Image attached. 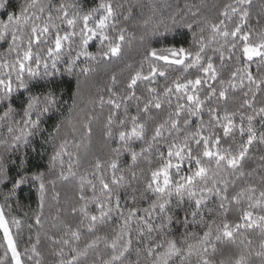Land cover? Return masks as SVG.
Returning a JSON list of instances; mask_svg holds the SVG:
<instances>
[{
    "label": "snow or ice",
    "instance_id": "obj_1",
    "mask_svg": "<svg viewBox=\"0 0 264 264\" xmlns=\"http://www.w3.org/2000/svg\"><path fill=\"white\" fill-rule=\"evenodd\" d=\"M251 5L252 0H233V3L224 6L220 13L222 17L231 20L233 16H239V22L231 30L225 24V19H220L218 23L204 21L211 34L205 40L203 35L197 36L195 31L192 32V41L198 45L195 51L175 45L151 47L146 50L140 67L130 75L127 91L123 95L108 89L111 96L107 103L114 109H120L126 101L135 100L137 111L135 115H130L128 105L124 103L123 118H118L116 111L108 115L105 135L112 139L115 126V136L118 137V147L112 149L115 156L107 162L95 160L92 175L98 181L99 188L93 179L80 177L79 201L82 203L78 207L73 205L71 212L79 213L81 219L75 229L65 225L67 231L64 237L58 240L50 237L54 244L60 245L53 253L57 257L55 264H86L90 253L96 257L92 264H215L212 255L217 252V243L225 239L235 242L238 236H243L248 230H259L260 251L255 255L264 262V189L256 196V187L249 184L229 196V184L235 185V180L230 178L245 175L244 161L254 141L264 144V132L257 137L253 126L257 116L264 126V107L256 109L253 102L245 98L239 108L233 111L208 106V119H204L206 104L210 105L211 99L217 94L220 99L227 100L228 88H243L247 80L248 91L244 96L251 94L254 100L256 92L264 84V77L257 80L253 76L249 63L258 58L257 70L264 69V28L259 31L251 28L243 30L250 16ZM10 8L12 0H0V10H3L2 16L5 18L0 19V45H6V49L0 52V122L9 121L7 133L11 147L18 149L21 145L28 146L30 137L42 133V118L59 108L62 99L58 95L60 84L53 78L61 72L58 64L65 45L69 49V58L65 62L64 72L72 75L81 57L95 60L97 56H119L127 28L118 26V13L111 0H100L94 7L86 6L84 0H60L59 3H54V0H25L18 12L9 11ZM189 11L196 17L199 9L191 11L190 8ZM130 15L131 9L123 19L127 21ZM178 15L168 18L172 28L182 26L191 31L193 24L184 22L182 16L178 19ZM143 23L148 25L150 20H144ZM160 24H164V33L161 35L172 30L163 20ZM62 25H66V28H62ZM205 27L199 29L200 33L205 31ZM96 40L99 41L98 51H89L90 43ZM73 43H76L78 49L75 55H72ZM213 44L218 47H212ZM210 47L214 54H219L220 67L225 66V49L230 53L228 59H232L231 53L239 47L241 56L235 59L238 64L241 58L244 61L242 66L231 72L230 79L219 80V91L209 83L217 81L219 77L213 56L206 51ZM145 64L147 74L144 73ZM173 67L179 71L178 75H171L170 69ZM88 71V67L81 68L83 73ZM192 72L196 74L192 76ZM158 78H162L164 83L158 87L152 86ZM112 81L116 83L115 76ZM138 82L148 83L147 97L137 95ZM252 85H255V89ZM173 96L177 101L174 107ZM17 100L20 101L19 109L15 106ZM99 103H105L103 97H100ZM165 104L169 107L166 117L154 124L150 139H146V123L142 122V114L155 120L150 115L151 110L161 111ZM245 107L251 108L252 113L246 115L240 111ZM18 113L22 115L17 120L15 117ZM60 129L61 123H57L53 133L58 135ZM218 129L222 130L223 137L218 134ZM237 131L241 137L239 143L235 140ZM88 134H91L90 127ZM245 134L246 140L243 139ZM230 136L236 143L235 150L221 144L223 138ZM49 139H54V136L50 134ZM134 141H144L139 151L133 147ZM160 141L164 142V150L157 147ZM0 143L8 144L9 141L0 140ZM68 145L67 138L61 139L49 159L50 170L57 163L60 164L59 179L62 180L76 175L73 171V154L67 150ZM122 149L131 159V164L126 168L119 167ZM153 150L157 164L152 167V160L148 159L150 175L144 183L143 191H140L132 187V181L137 179L133 169L139 158L146 153L152 154ZM64 156L69 157L67 174L63 170ZM260 159L264 161V156ZM105 163L111 170L110 178L102 172ZM9 172L10 169L0 158V184L5 187L11 184L4 195L5 204L11 197H17L18 190L29 180L38 182L40 213L36 215L35 223L40 225L46 191L45 173L40 171L31 177L22 174L12 177ZM125 172L130 173L131 180L126 178ZM261 180L264 182V177ZM49 182L55 185V181ZM86 185L91 190L90 196L85 194ZM119 188H131L130 194L124 197L123 207L121 194L116 191ZM138 197L148 199L146 207L137 206ZM213 198L219 199L217 209L208 206ZM244 202L247 206L241 207ZM89 205H95V213L90 211ZM232 205L237 207L239 213L235 222L227 219ZM8 208L10 210L11 205ZM4 209L5 205H0V230L3 231L6 243L0 264H6L9 252L12 264H23L11 233V226L19 229L21 222L15 216L11 221L6 219ZM113 214L118 215L117 227L110 235L98 234L97 224L113 220ZM217 216L220 217L219 222L215 218ZM193 226L199 227L202 232L190 231ZM84 227L92 236L81 246V228ZM245 241L249 246L253 243L247 236L240 243L244 244ZM36 243H39V236ZM31 251L33 256L39 257L36 244L32 245ZM133 251L136 256L134 261L130 259ZM249 255L250 252L248 255L241 252L228 264H249ZM28 259L31 260L32 256ZM35 264H41V261L37 259Z\"/></svg>",
    "mask_w": 264,
    "mask_h": 264
},
{
    "label": "trees",
    "instance_id": "obj_2",
    "mask_svg": "<svg viewBox=\"0 0 264 264\" xmlns=\"http://www.w3.org/2000/svg\"><path fill=\"white\" fill-rule=\"evenodd\" d=\"M60 0H54V3H59ZM71 2V0H69ZM100 0H84V3L88 7H94L98 5ZM114 8L118 13L117 19L119 21L118 26L127 28L125 34V40L122 44V51L119 56L114 57H101L97 56L95 60H86L81 57L77 61L76 66L73 69V74L69 75L64 72L65 62L69 58V49L65 45L62 58L58 67L61 72L57 74L53 79L60 84L58 95L62 97L59 108L53 110L42 118L41 128L43 132L34 135L29 138L30 144L28 146L21 145L18 149H13L10 143V136L7 133V124L9 121L0 122V140H8V144L0 143V158L3 159L6 166L10 169L9 175L12 177H18V174L27 175L31 177L32 174L37 172L45 173V195H44V206L42 214H40L41 223L37 225L35 223V217L40 213L39 208V184L31 180L28 183L21 186L18 190L17 197H11L7 204H5L4 195L11 188V184L5 187L0 184V205H5L6 219L11 221V218L15 216L20 220V228L17 229L15 226H11V233L16 240L17 249L21 254L23 264H35L36 260L39 259L41 264H55L57 257L53 254L56 249L60 247L58 244H54L53 240L64 237L67 229L65 225L71 226L75 229L81 219L79 213L73 214L71 207L73 205L79 206V180L81 176H86L88 179L95 180L92 173L95 171L94 163L96 159L102 162H107L115 156L112 152L113 148L118 147V137L115 136L116 128L113 127L114 137L112 139L105 135L106 129L105 124L107 122L108 115L116 111L118 118L124 116V103L128 105V111L130 115L136 114V101H126L122 103L120 109H114L107 103V100L111 96L108 91L111 88L113 91L123 95L127 89L126 85L130 75L140 67V62L143 60L146 50L151 47L161 48L169 46H184L195 51L198 45L192 41V32L195 31L197 36L203 35L205 40L211 34L210 28L205 27L204 21L218 23L220 19H225L220 15L226 4L233 3V0H111ZM25 3V0H12V8L9 11H19V7ZM122 5V7H117ZM264 0H252L250 7V16L247 22L243 26L244 31H248L249 28L254 31H259L264 28ZM197 11L196 17H193L189 11ZM131 9V15L127 21L123 19L125 15H128V10ZM3 10H0V19H5L2 16ZM179 13L178 19L182 16L184 22L192 23L193 29L190 31L186 27L172 28L171 21L168 19L170 16ZM144 20H150L148 25H145ZM163 20L166 24L172 28L165 35L164 24H160ZM259 21V23H258ZM239 22V16H233L231 20L225 19V24L229 30L235 27V24ZM59 23V21H57ZM158 26V29H157ZM62 28H66V25H62ZM205 27V31L200 33L199 29ZM110 34L111 30H110ZM255 38V37H253ZM222 43V41H221ZM212 47H218L217 44H213ZM6 49V45H0V52ZM99 49V41H93L90 43L89 51L97 52ZM76 43L72 45V55H75L77 51ZM208 55L213 56V62L217 66L219 77L217 81H209L213 84L217 90L220 89L219 80L223 79L227 81L231 77V72L236 67L242 66L244 61L241 58L240 63L236 61V56H241L240 48L238 47L234 52L231 53L232 59H228L230 53L225 49V61L224 67H220L219 54L213 53L211 47L207 50ZM162 63V62H161ZM250 63V70L253 76L259 80L264 77V69L257 70V64L259 63L258 58H254L253 62ZM131 65V67H129ZM88 67L90 71L87 73L81 72V68ZM42 71V69H41ZM147 64L144 65V73L147 74ZM171 75H178L179 71L176 67L170 69ZM196 73L192 72L194 76ZM116 77V83L113 84L112 77ZM27 78V77H26ZM164 83L162 78H158L155 85L159 86ZM79 85V87H77ZM147 82H138L136 86L137 95H143L147 97ZM207 86L205 85V88ZM255 89V85H252ZM37 91V89H33ZM248 91V81H244L243 88H237L233 90L228 88L227 100L220 99L218 94L216 97L211 99L210 105L206 104L204 109V119L207 120V108L208 106L220 107L221 110L228 108L230 111L239 108L240 104L243 103L245 98L253 102V107L259 109L264 107V84L261 85V90L256 92L255 99L253 100L251 94L248 97L244 96V93ZM204 93H201L203 97ZM100 97L104 98L105 103L101 105L99 103ZM23 99V97H21ZM116 99V97H113ZM75 100V103H73ZM175 96L172 97V107L176 104ZM183 102V101H181ZM15 106L20 108V101L17 100ZM143 107V104H141ZM71 109V111H70ZM169 107L167 104L164 105L163 110L157 111L152 109L150 115L155 117V120L148 119L142 114V122L146 123V139H150L152 129L156 122H159L166 117ZM240 111L246 115L252 113L251 108H243ZM22 113H18L15 119H20ZM57 123H61V129L59 134H54L53 129ZM237 123H239V117H237ZM247 121H245V125ZM87 126V127H86ZM253 126L256 130L257 137L261 132H264V126L260 123V117L257 116L253 122ZM88 127L91 128V134H88ZM130 128L131 125L129 124ZM218 134L223 137L222 130H217ZM53 135L54 139H49V136ZM167 136V133H165ZM67 138L69 141L68 151L73 154L72 164L73 171L76 173L75 176H69L67 180L59 179L61 166L57 163L56 167L49 169V159L53 154L55 147H57L61 139ZM247 134L244 136L246 140ZM235 140L237 143L241 141L238 131L235 134ZM80 147L77 148L76 145ZM144 144V141H134L133 147L136 151L140 150V147ZM223 147L227 148L231 146L233 150L236 148V143L233 142V138H223L221 141ZM157 147L164 150V142L160 141ZM35 149V150H33ZM264 156V144H260L258 141H254L250 147L249 155L244 161L243 171L245 175L243 177H231L230 179L235 180V185L229 184V196L234 195L241 188H246L249 184L256 187V196H259V191L264 189V182L261 177H264V161H261L260 157ZM78 158V159H77ZM148 159L152 160V167H155L157 160L155 158V150L152 154H145L143 157L138 159L137 165L133 169L136 171L137 179L132 181V187L143 191L144 183L149 178V164ZM21 160L24 164L21 165ZM64 172L67 174L69 157L64 156ZM120 168H126L131 164L130 155L122 149L119 157ZM187 166H185L186 171ZM143 170V171H141ZM102 172L106 177L110 178L111 170L105 163ZM125 176L128 180H131V175L125 172ZM49 181H55V185ZM121 194L122 207L124 206V197L131 192V188H119L116 189ZM59 193V196H56ZM85 194L90 196L91 190L86 185ZM148 199H137L138 207H146ZM219 199L213 198L209 201V207L213 209L218 208ZM8 205H11L9 210ZM131 206V201H129ZM246 202L242 203L241 207H246ZM90 211L95 213V205H89ZM239 213L237 207L232 205L227 215L229 222H235L238 219ZM205 216L208 218V213L205 211ZM219 222L220 217H215ZM118 215L113 214V220L106 221L103 224H97L98 234H111L112 230L117 227ZM31 225V227H29ZM190 231L202 232L199 227L193 226L189 229ZM37 236H39V243H36ZM91 233L87 231V228H81V246L90 239ZM244 236L252 239L253 243L249 246L246 241L244 244L240 243V240ZM260 235L259 230L252 231L248 230L243 233V236H238L235 240H222L217 243V252L212 255V259L215 264H220L221 261L224 264H228L231 259L237 257L241 252L249 255V264H264L262 259L255 255L257 251H260ZM36 244V251L40 254L39 257L33 256L32 245ZM0 257L4 255L6 243L3 240V231L0 230ZM103 249V244L100 245ZM27 250V251H26ZM32 256L29 260L28 257ZM96 259L93 253H90L86 264H92ZM131 260H135V252L130 256ZM6 264H12L11 253L9 252Z\"/></svg>",
    "mask_w": 264,
    "mask_h": 264
}]
</instances>
